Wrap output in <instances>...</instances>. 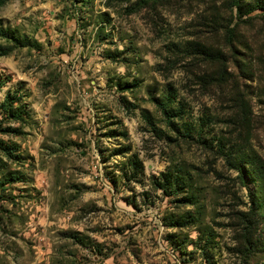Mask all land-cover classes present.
I'll return each instance as SVG.
<instances>
[{
    "label": "rangeland",
    "instance_id": "1",
    "mask_svg": "<svg viewBox=\"0 0 264 264\" xmlns=\"http://www.w3.org/2000/svg\"><path fill=\"white\" fill-rule=\"evenodd\" d=\"M0 27L31 41L0 35V264H264V0H0Z\"/></svg>",
    "mask_w": 264,
    "mask_h": 264
},
{
    "label": "trees",
    "instance_id": "2",
    "mask_svg": "<svg viewBox=\"0 0 264 264\" xmlns=\"http://www.w3.org/2000/svg\"><path fill=\"white\" fill-rule=\"evenodd\" d=\"M251 7V6H250ZM251 9V8H249ZM253 9V8H252ZM0 35L7 38V39H10L12 40L13 42L15 43H19V44H31V41L29 39H22L20 38L19 36H17L15 34V31L11 28H4V27H0Z\"/></svg>",
    "mask_w": 264,
    "mask_h": 264
}]
</instances>
